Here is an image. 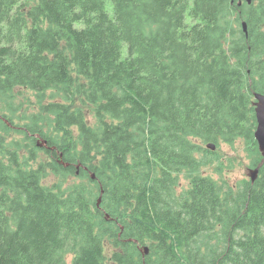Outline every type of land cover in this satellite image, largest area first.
<instances>
[{
    "label": "trees",
    "instance_id": "16d2710c",
    "mask_svg": "<svg viewBox=\"0 0 264 264\" xmlns=\"http://www.w3.org/2000/svg\"><path fill=\"white\" fill-rule=\"evenodd\" d=\"M17 89L37 110L0 115V264H264V0H0L7 111ZM238 139L255 181L206 175Z\"/></svg>",
    "mask_w": 264,
    "mask_h": 264
},
{
    "label": "rangeland",
    "instance_id": "374dc122",
    "mask_svg": "<svg viewBox=\"0 0 264 264\" xmlns=\"http://www.w3.org/2000/svg\"><path fill=\"white\" fill-rule=\"evenodd\" d=\"M75 27L81 28L82 26L76 24ZM14 95L15 104L12 105L9 111L0 104V115L2 116V114H5L6 119L11 118L14 130L19 131L28 120L29 114L37 110V99L34 94L24 89L15 90ZM89 120H92L91 116L88 117V121ZM12 137L15 139L21 138L19 133H12ZM36 138L38 141L39 137ZM24 151L26 152L27 149ZM212 152H214L215 155L203 156L205 162H210L204 167V173L206 175L211 176L216 181H221V179H223L231 186H235L243 180H251L248 176L251 160L245 141L238 139L233 144L222 143L219 148L215 147V150ZM46 158V155L42 151L38 152V161L46 160ZM251 159L253 160L252 156ZM261 163L263 162L261 161ZM216 168H220V174L216 172ZM256 169L259 170V166ZM53 183H55V177L53 175H49L47 178L43 179L44 186L50 187ZM181 184L185 186L186 181L181 179ZM71 260V256H67L66 264H70Z\"/></svg>",
    "mask_w": 264,
    "mask_h": 264
},
{
    "label": "water",
    "instance_id": "95a60500",
    "mask_svg": "<svg viewBox=\"0 0 264 264\" xmlns=\"http://www.w3.org/2000/svg\"><path fill=\"white\" fill-rule=\"evenodd\" d=\"M247 4L251 3V0H245ZM241 3H239L240 5ZM242 31L243 33H246V24L242 23ZM254 101H253V108H254V114L256 119V128L254 131V140L257 143L258 150L262 156V162L264 163V96L261 94H254ZM37 145L39 148L46 147L47 149L53 150L54 148H49L47 146V141L41 138H38ZM206 149L210 151L215 150V146L213 144H209L206 146ZM61 157V156H60ZM64 167H67V164L64 165ZM78 169V167H77ZM258 175V169H250L248 170V176L251 179V182H254ZM91 179L94 180L95 176L93 174L90 175ZM101 198L98 199L97 206L100 205ZM107 218V217H106ZM145 254L148 252L147 248H144L142 250Z\"/></svg>",
    "mask_w": 264,
    "mask_h": 264
},
{
    "label": "flooded vegetation",
    "instance_id": "af4514ba",
    "mask_svg": "<svg viewBox=\"0 0 264 264\" xmlns=\"http://www.w3.org/2000/svg\"><path fill=\"white\" fill-rule=\"evenodd\" d=\"M44 149H46V147H43Z\"/></svg>",
    "mask_w": 264,
    "mask_h": 264
}]
</instances>
